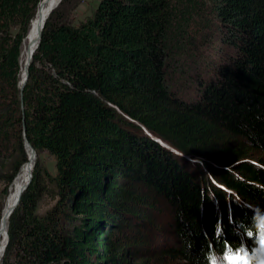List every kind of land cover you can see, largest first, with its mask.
I'll list each match as a JSON object with an SVG mask.
<instances>
[{"label":"trees","instance_id":"16d2710c","mask_svg":"<svg viewBox=\"0 0 264 264\" xmlns=\"http://www.w3.org/2000/svg\"><path fill=\"white\" fill-rule=\"evenodd\" d=\"M41 1L0 0V225L24 127L56 175L36 163L1 264L221 262L246 204L264 218V0H98L78 24L63 0L21 99Z\"/></svg>","mask_w":264,"mask_h":264},{"label":"bare ground","instance_id":"6f19581e","mask_svg":"<svg viewBox=\"0 0 264 264\" xmlns=\"http://www.w3.org/2000/svg\"><path fill=\"white\" fill-rule=\"evenodd\" d=\"M61 1L62 0H43L42 3L40 4V8L37 15H35L34 19L31 22V25L29 27L30 28L29 32L24 40L22 47V56H21L22 80L25 78L27 65L29 64V62H31L30 54L36 49L40 31L43 28V25L48 19V17L51 15V13L59 7L58 5L60 4ZM36 157H37V153L31 151V149H28L27 161L21 167L19 173L12 182L8 195L6 197L5 205L3 209L4 212H3L2 222L0 225V264L4 254V248L6 245V238H7L5 232H6V227H8L9 218H7L6 215L8 214L10 209H12V207L15 205L21 192L28 184L30 180V176L31 174H33V170L36 163Z\"/></svg>","mask_w":264,"mask_h":264},{"label":"rangeland","instance_id":"374dc122","mask_svg":"<svg viewBox=\"0 0 264 264\" xmlns=\"http://www.w3.org/2000/svg\"><path fill=\"white\" fill-rule=\"evenodd\" d=\"M61 2H60V4H61ZM97 2H98V0H65L64 4H62V7L60 9V12L62 14V20L66 21V22H69V23H72V24H78V22H80L82 20H85L86 18H88L92 14L93 10L95 9V7L97 5ZM39 8H40V6H39ZM39 8L37 10V13L39 11ZM37 13H36V15H37ZM21 56H22V54H21ZM251 158L254 161H258V160H261L263 158V156L254 155ZM37 162H39L40 168L43 171V173L45 172V170H47L53 176L56 175L55 159L48 152L43 151V152L37 153L36 163ZM36 163H35V166H36ZM21 167H20V169H21ZM5 169L7 171H11V167L10 166H7V168H5ZM20 169H19V171H20ZM19 171H18V173H19ZM32 176H33V174H32ZM13 181H14V179H13ZM9 189H10V187H9ZM6 197H7V195L3 198L2 214H3V209H4ZM226 201H228V200L226 199ZM54 203H55V201L53 199H51L48 196H47V198L45 197L40 202L39 212L40 213H45L49 207L54 205ZM246 205L248 206L247 210L250 213V215L255 212L256 216H259V213H258L257 209H255V205L250 204V203L246 204ZM227 264H230V262H228Z\"/></svg>","mask_w":264,"mask_h":264},{"label":"water","instance_id":"95a60500","mask_svg":"<svg viewBox=\"0 0 264 264\" xmlns=\"http://www.w3.org/2000/svg\"><path fill=\"white\" fill-rule=\"evenodd\" d=\"M41 2H42V1H41ZM41 2H40V3H41ZM44 25H45V23H44ZM44 25H43V28H44ZM43 28H42L41 31H40L39 39H38V42H37V46H36V48H37L38 45H39V42H40V39H41V34H42V30H43ZM35 50H36V49H35ZM34 52H35V51L31 52V54H30L31 62H32V58H33ZM31 62H29V64L27 65L26 73H25V78H24L23 80L21 79V81H20V89H21V94H22L21 99H23V90H24L25 84H26L27 79H28V75H29V67H30V65H31ZM23 134H24V145H25V151L27 152L28 149H31V151L36 152V151L34 150V148L32 147V145L29 143L28 139L26 138L25 127H24V133H23ZM32 178H33V176H32V174H31V176H30V180H29L28 184L25 186L24 190L21 192V194H20V196H19L17 202L15 203V205L12 207V209H10V211H9L8 214L6 215L7 218H10L11 215L14 213V211H15V210L17 209V207L19 206L20 201H21V198H22V195H23V193L25 192V190L28 188L29 184L31 183ZM3 212H4V211H3ZM1 222H2V219H1ZM7 233H8V227H6V232H5V235L7 236V238H6V245H5V248H6L7 243H8V234H7ZM5 248H4V251H5Z\"/></svg>","mask_w":264,"mask_h":264},{"label":"snow or ice","instance_id":"6c2138e0","mask_svg":"<svg viewBox=\"0 0 264 264\" xmlns=\"http://www.w3.org/2000/svg\"><path fill=\"white\" fill-rule=\"evenodd\" d=\"M260 243L262 249H264V240H261ZM254 258L255 257L250 256L247 251L241 249L240 253L234 257V260L237 262V264H252ZM261 264H264V261H262Z\"/></svg>","mask_w":264,"mask_h":264}]
</instances>
